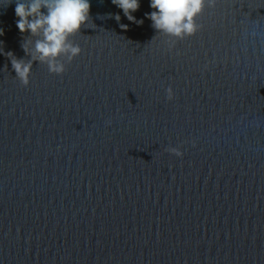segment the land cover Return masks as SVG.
Listing matches in <instances>:
<instances>
[{"label": "water", "instance_id": "obj_1", "mask_svg": "<svg viewBox=\"0 0 264 264\" xmlns=\"http://www.w3.org/2000/svg\"><path fill=\"white\" fill-rule=\"evenodd\" d=\"M90 3L62 75L34 61L25 87L0 54V264H264V0H215L182 40L150 0L143 25ZM16 19L0 0L27 62Z\"/></svg>", "mask_w": 264, "mask_h": 264}, {"label": "clouds", "instance_id": "obj_2", "mask_svg": "<svg viewBox=\"0 0 264 264\" xmlns=\"http://www.w3.org/2000/svg\"><path fill=\"white\" fill-rule=\"evenodd\" d=\"M13 0H9L12 3ZM15 23L21 34L38 37L34 50L29 49L28 43L22 45L26 55L32 59L25 62L14 57L11 51L0 54L6 55L21 84L27 87L30 83L32 64L34 61L46 63L48 71L62 75L66 71L61 56L71 62L80 55L79 45L70 43L71 37L80 33L82 27L90 19V0H14ZM112 3L123 11L124 16L137 25H143V19L137 20L133 15L140 8V0H112ZM215 0H150L153 9L145 16L152 22L151 26L157 34H163L178 40L195 35L201 28L196 18L203 12L206 5L213 6ZM117 22L121 17L115 14ZM127 31L128 25L120 24ZM4 34L0 28V36ZM2 43V42H0ZM167 98L172 100L174 92L171 87L166 89ZM167 151L181 157L180 149L171 147Z\"/></svg>", "mask_w": 264, "mask_h": 264}]
</instances>
